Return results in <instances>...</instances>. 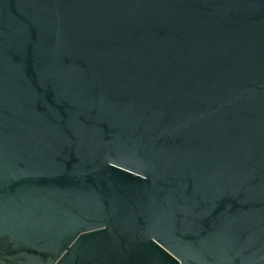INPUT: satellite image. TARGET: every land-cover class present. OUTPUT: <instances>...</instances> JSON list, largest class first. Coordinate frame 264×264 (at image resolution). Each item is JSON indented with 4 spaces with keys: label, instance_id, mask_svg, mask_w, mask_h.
<instances>
[{
    "label": "water",
    "instance_id": "obj_1",
    "mask_svg": "<svg viewBox=\"0 0 264 264\" xmlns=\"http://www.w3.org/2000/svg\"><path fill=\"white\" fill-rule=\"evenodd\" d=\"M0 264H264V0H0Z\"/></svg>",
    "mask_w": 264,
    "mask_h": 264
}]
</instances>
